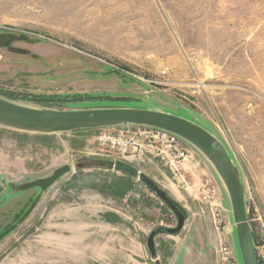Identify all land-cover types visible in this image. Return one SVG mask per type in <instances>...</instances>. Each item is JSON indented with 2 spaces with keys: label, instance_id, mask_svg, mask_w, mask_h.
<instances>
[{
  "label": "rangeland",
  "instance_id": "1",
  "mask_svg": "<svg viewBox=\"0 0 264 264\" xmlns=\"http://www.w3.org/2000/svg\"><path fill=\"white\" fill-rule=\"evenodd\" d=\"M0 54V97L19 105L123 96L133 108L198 118L239 166L254 242L264 243V0H0ZM95 100L48 107H119ZM137 127L80 131L78 142L0 126V234L41 190L24 186L71 168L0 241V264H136L139 255L142 264H220L221 242L237 255L228 192L199 151L182 141V159L159 146L129 158L98 141L103 130ZM140 174L158 180L185 220L167 231L178 213L143 187L158 210L156 258L145 227L136 242Z\"/></svg>",
  "mask_w": 264,
  "mask_h": 264
},
{
  "label": "water",
  "instance_id": "2",
  "mask_svg": "<svg viewBox=\"0 0 264 264\" xmlns=\"http://www.w3.org/2000/svg\"><path fill=\"white\" fill-rule=\"evenodd\" d=\"M150 127L168 132L199 151L213 166L223 182L232 207V219L236 239V253L240 264H260L257 258L254 238L247 215L245 186L239 166L229 152L225 143L201 121L193 116L182 117L157 109L133 108L119 106L111 108H87L80 110H55L33 108L19 105L0 97V126L21 132L52 135L71 133L81 130H97L120 126ZM66 165L57 170L52 177L28 184L22 189L40 187L41 190L28 211L13 226L0 234V241L15 230L32 212L45 189L58 178L70 171ZM139 179L171 208L178 213V233L185 224L183 215L166 193L149 177L140 174ZM155 236L153 232L148 239V248L156 258Z\"/></svg>",
  "mask_w": 264,
  "mask_h": 264
},
{
  "label": "built area",
  "instance_id": "3",
  "mask_svg": "<svg viewBox=\"0 0 264 264\" xmlns=\"http://www.w3.org/2000/svg\"><path fill=\"white\" fill-rule=\"evenodd\" d=\"M2 56L0 54V60ZM98 141L103 146L104 150H115L126 154L131 152L132 156L134 152L136 154L146 150V147L153 148L159 146V151L165 153L169 158H184L187 154V150L182 145V140L178 137L150 127L138 126L135 130L119 129L103 130L98 138ZM165 159L163 156L162 160ZM252 233L253 230L251 229ZM254 236V233H253ZM255 250L257 258L260 264H264V243H255ZM218 260L220 264H240L237 255L234 254V250L227 244V242H221L217 249Z\"/></svg>",
  "mask_w": 264,
  "mask_h": 264
},
{
  "label": "crops",
  "instance_id": "4",
  "mask_svg": "<svg viewBox=\"0 0 264 264\" xmlns=\"http://www.w3.org/2000/svg\"><path fill=\"white\" fill-rule=\"evenodd\" d=\"M132 127H134V126H132ZM81 131H91V130H81ZM78 132H80V131H75V132H71V133H63V134H60V135H67L68 137H72L73 141H78L79 142V141H82L85 137L84 136H76V135H74V134H76ZM42 135H44V134H42ZM52 135H59V134H52ZM52 135H48V136H52ZM132 157H133L132 155L129 156V158H132ZM151 162H152V159L149 158V159H147V162H145V163L149 164ZM140 171L141 170H138V172H140ZM161 174H162V176L165 177L163 179H167V177L165 176V174L162 171H160V175ZM147 177H149V176H147ZM149 178L152 179L154 182L158 183V180L155 179V177H149ZM137 181L138 180H136V182ZM141 186H142V188H141ZM138 187L141 188L142 193H143V189H144L143 187H145L146 189L150 190L143 183H141V184H137L136 183V191H138ZM124 188H122V190H121L122 195L124 194L125 190H130V188H127V187L125 189ZM130 192H132V191H130ZM136 194H138V193H136ZM137 196L140 197V199L136 198V242H140L139 238H140L141 234H138V226L139 227H142V226L145 227V228H142L143 232H141V233H145L147 231V232H149L151 234L152 231H150V230L153 228L155 223L158 222L156 220V218H155V214L157 213L158 210H157V208H155V204L154 203L150 202V200H147L146 195L144 193L143 194H138ZM123 199H125V197ZM138 214H139L140 217H138ZM100 221H105V220L100 219ZM184 226H185V224H184ZM196 238L194 239V243H196V241L199 242ZM92 246H93V244H91L90 247H92ZM185 253L188 254L187 252H185ZM136 254H138V253L136 252ZM136 257H137L136 264H142V263H140V260L138 259V257H140V255L136 256ZM144 264H149V263H144Z\"/></svg>",
  "mask_w": 264,
  "mask_h": 264
},
{
  "label": "trees",
  "instance_id": "5",
  "mask_svg": "<svg viewBox=\"0 0 264 264\" xmlns=\"http://www.w3.org/2000/svg\"><path fill=\"white\" fill-rule=\"evenodd\" d=\"M31 99V101H33L34 103L37 104H42V107L44 108H50L48 107L49 105H58L60 107L64 106L67 103H78V102H86V101H99L97 103H101V104H108V105H114V106H126L127 103H129L130 100H132L131 98L128 97H123V96H85L83 99L81 98H70V97H57L56 96H35L34 98L29 97ZM80 104V103H78ZM90 108H94V107H90ZM60 110H64L63 108H61ZM169 198V197H168ZM170 199V198H169ZM173 204L175 206H177V204H175V202L170 199ZM169 232H172V230H167ZM163 232L162 229L158 230V233ZM253 234V233H252ZM254 238V236H253ZM238 260L239 257L237 256Z\"/></svg>",
  "mask_w": 264,
  "mask_h": 264
}]
</instances>
